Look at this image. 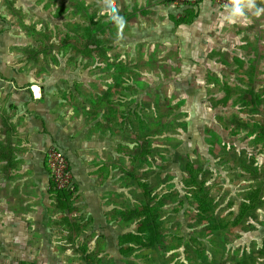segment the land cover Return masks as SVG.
Returning a JSON list of instances; mask_svg holds the SVG:
<instances>
[{"label": "rangeland", "instance_id": "rangeland-1", "mask_svg": "<svg viewBox=\"0 0 264 264\" xmlns=\"http://www.w3.org/2000/svg\"><path fill=\"white\" fill-rule=\"evenodd\" d=\"M200 2L115 0L126 20L118 34L103 0H0V74L45 80L74 181L61 201L67 251L32 264H264V0L235 23L216 6L177 22ZM217 76L238 92L223 104L211 98ZM196 190L223 226L207 229ZM253 192L254 211L236 221ZM140 196L161 233L150 260L115 243V206L134 210Z\"/></svg>", "mask_w": 264, "mask_h": 264}, {"label": "crops", "instance_id": "crops-1", "mask_svg": "<svg viewBox=\"0 0 264 264\" xmlns=\"http://www.w3.org/2000/svg\"><path fill=\"white\" fill-rule=\"evenodd\" d=\"M215 6L211 0H201L194 7H181L179 17H193L189 25L197 16L216 10ZM44 82L39 76L0 74V247L4 243L0 259L10 261L15 256L28 264L32 258H60L67 251L60 250L62 234L70 241L61 226V210L51 193L52 180L45 161L47 146L61 148L57 146L60 138L52 123L56 117L46 101L49 96ZM37 86L41 97L31 90ZM83 239L79 234L77 240ZM12 244L14 249H10Z\"/></svg>", "mask_w": 264, "mask_h": 264}, {"label": "trees", "instance_id": "trees-1", "mask_svg": "<svg viewBox=\"0 0 264 264\" xmlns=\"http://www.w3.org/2000/svg\"><path fill=\"white\" fill-rule=\"evenodd\" d=\"M193 18V17H191ZM191 18L184 17L179 18L177 22H190ZM238 62L237 60H235ZM228 66L227 63H225ZM218 77V76H217ZM211 80L208 82L213 83L215 80L216 89L211 93V98L216 96L214 104H223L227 99L233 97L232 95L237 94L236 90H233L230 85L221 82L220 78L211 77ZM214 85V84H213ZM245 86V85H244ZM246 87V86H245ZM221 91L223 95L220 96ZM236 100V99H235ZM251 102L254 104V101L251 97ZM246 106V104H243ZM255 112V111H252ZM258 123V122H257ZM264 124L260 126V136H263ZM147 162V161H143ZM51 193L55 199L56 207L60 210H65L64 205L61 203L63 199H68L72 192L66 190H57L54 183L51 184ZM143 194H146V191H143ZM142 194V195H143ZM189 195L192 197V203L196 206L197 214L206 220L207 229L213 230L216 226L220 227L223 223L213 218L206 211L209 208V203L205 200L204 194L202 191H190ZM148 198L149 196L145 197ZM144 196H140L139 199H135V203L138 202L140 205L134 210L131 208L127 211H122L124 207L115 206L118 209V217L120 224H122L121 233L116 235L115 243L118 247V253L124 257H129L133 252L137 250H145V255L141 256L142 258L150 260L155 257L159 252V248L163 247L161 243V233L159 232V225L157 223V218L154 213L151 212L150 204L145 200ZM256 195L253 192L246 201H243L240 205V211L236 216V221L244 220L246 217L251 215L252 210L255 209ZM193 205V206H194ZM124 218V219H123ZM125 222V223H124ZM131 225H134V228L127 230ZM223 226V225H222ZM262 252L264 253V243Z\"/></svg>", "mask_w": 264, "mask_h": 264}, {"label": "built area", "instance_id": "built-area-1", "mask_svg": "<svg viewBox=\"0 0 264 264\" xmlns=\"http://www.w3.org/2000/svg\"><path fill=\"white\" fill-rule=\"evenodd\" d=\"M179 1H191L194 0H179ZM217 7L226 9L231 7L230 0H211ZM31 90L35 95L39 93L38 88L31 87ZM45 161L52 182L57 190L74 191V181L72 177V171L70 169L69 162L65 153L58 147L50 146L45 152Z\"/></svg>", "mask_w": 264, "mask_h": 264}, {"label": "clouds", "instance_id": "clouds-1", "mask_svg": "<svg viewBox=\"0 0 264 264\" xmlns=\"http://www.w3.org/2000/svg\"><path fill=\"white\" fill-rule=\"evenodd\" d=\"M103 3L106 5L105 11L107 12L109 19L114 22L119 34L123 31V28L126 24L125 18L119 15V9L115 4V0H103ZM230 4V8H228L227 5L225 6L229 11V15L224 17V20L231 24L235 23V19L237 17H241L244 15V5H247L249 9L254 7V0H230ZM260 11L264 10L258 9L255 14L259 15ZM221 24H223V20L221 21Z\"/></svg>", "mask_w": 264, "mask_h": 264}]
</instances>
